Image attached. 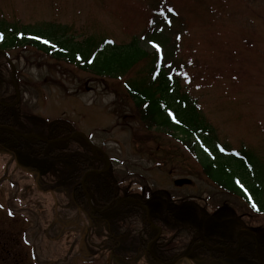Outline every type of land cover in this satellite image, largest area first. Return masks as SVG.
<instances>
[{
  "label": "rangeland",
  "instance_id": "374dc122",
  "mask_svg": "<svg viewBox=\"0 0 264 264\" xmlns=\"http://www.w3.org/2000/svg\"><path fill=\"white\" fill-rule=\"evenodd\" d=\"M216 1L220 9L221 0ZM205 5H212V1L0 0V26L5 29H22L28 33L36 31L37 26L41 27V22L53 21L67 25L68 34H73L76 39L89 34L102 33L123 42L129 40L127 34L135 27L148 29L153 25L161 34L164 53L177 59L185 36L179 32L189 19H195L196 16L198 19L196 24H193L195 31L190 35L189 41L198 42L200 38L205 40L201 45L186 44L184 50L187 53L182 54L191 55V48L195 47L197 49L195 55L208 57L210 66L217 68L216 73L224 75L220 78L224 79H219L220 81L214 79V82H217L212 88L209 79L206 81L207 86L203 85L201 89L196 90L194 86L186 87L185 90L200 103L206 119L212 123L222 142H228L234 150L241 147L253 154H250L251 165L254 166L264 186V0H231L214 19L217 21L219 18V28L215 23H208V18L200 12L201 7ZM169 8L172 9L171 13H168ZM196 8L200 11L192 16L191 12ZM165 19L170 20V23L166 24ZM224 23L229 24L230 27L222 28ZM176 29H179L178 33L171 36V31L174 33ZM206 33L212 36L217 33V48L218 40L221 38V42H225L226 48L236 56L222 52L219 48L215 50L216 44L206 40ZM157 39L160 40L158 35ZM139 44L152 50V47L150 48L145 42V37ZM21 53L29 58V61L24 57L19 58ZM21 53H17L20 59V62L17 59V63L19 62L20 75L24 80L25 98H29L31 103L34 102L35 107L32 110L34 115L27 116L25 125L18 127L20 131L46 133L48 127L39 117L45 119L49 116L50 121L55 116L72 119L76 121L78 130L91 139H93L92 134L88 131L94 132L93 140L96 144H101V141L106 143L105 146L109 148L117 162L116 168L122 169V166L125 167L126 164L129 166L132 162L141 169L142 178L147 185H153L155 182L157 188L162 186L166 188V192L177 194V204L180 203L179 200L188 198L197 200L200 203L197 206L202 210L205 208L200 196L206 193L208 195L212 190L211 185L203 180L200 164H197L196 159H193L194 157L180 143L176 135L171 136L153 129L143 130L139 125L133 133L128 128L129 125H134L133 121L129 120L128 123L122 124V113L129 109L120 104L122 99L119 100L120 103L114 104L115 94L107 90L102 82L92 83L94 84L92 87L89 83L84 84V79L88 75L78 71L66 61H56L41 56L43 61L33 62L35 56L30 57L23 50ZM12 57L15 58V54ZM230 60L234 64H228ZM1 62L0 67L4 66ZM230 69L234 72L239 71L235 78L229 77ZM46 76H49L50 80H45L41 86L27 83L38 79L43 81ZM115 81L111 79V83ZM81 85L87 90H82ZM181 85L185 87L184 84ZM136 136L143 139L150 137L147 145L153 143L156 149L140 151V146L137 148L133 141ZM194 139L198 138L189 140ZM195 151L202 155L198 149ZM27 154L18 149L0 152V177L5 174L9 176L7 180L9 188L3 187V191L0 190V198H3L5 206L20 209L16 216L29 223L21 234H14L10 226L2 232L4 235L0 238V244H5L6 249H9L10 264L22 260L26 262L24 264H141V261H135L138 259L136 256L131 261L123 262L112 256L110 252L112 247L117 254L133 256V247L136 244L134 235L141 236L140 233L121 235L119 240L122 244L119 247L108 239L101 221L95 220L92 223L84 222L83 226L67 227L68 223L62 221L74 219L73 216L76 214L77 217L79 212L73 207H65L67 197L59 187L61 181L65 182L66 175H70L72 165L62 161L34 158ZM15 157L21 164L33 166L32 174L17 168L11 160ZM37 163L44 164L38 166ZM49 163L53 167L48 166ZM154 163H161V166H154ZM125 171H120V175L125 177L121 178L119 175V180L126 178L125 185L131 187L133 183L134 186H138V180ZM249 171L248 175H250ZM35 175L39 177L36 179ZM115 175L117 176V173ZM182 177L190 178L191 183L180 186L173 183V180ZM240 187L250 198H253L252 203L256 198L261 202L258 208L251 207L250 212L258 214L264 209V193L261 188L255 189L250 181L243 186L240 184ZM2 200L0 199V206ZM187 203L184 202L183 207L186 209L185 213H190L188 219L183 218L180 213L175 215L176 207L172 210L166 208L170 216L165 210L154 211L151 216L164 224L165 228L172 227L170 230L180 225L189 228L196 224L187 221H191L190 218L194 219L195 216L197 218L198 208ZM244 205L246 204L239 198L228 199L226 203L228 207L241 206L244 210L249 209ZM162 208H165L164 204ZM57 217L61 220L56 219ZM252 219L253 225L259 223L257 218L252 217ZM6 222H11L7 215ZM0 228L2 229L1 223ZM258 250L259 253H263L264 245ZM253 260L245 257L240 264H254L251 262Z\"/></svg>",
  "mask_w": 264,
  "mask_h": 264
},
{
  "label": "trees",
  "instance_id": "16d2710c",
  "mask_svg": "<svg viewBox=\"0 0 264 264\" xmlns=\"http://www.w3.org/2000/svg\"><path fill=\"white\" fill-rule=\"evenodd\" d=\"M212 1V5H205L201 7V11L198 10V8L194 9V11H200L201 13L203 12L204 16H210L218 7L217 1ZM222 1L224 0H221V2ZM41 23L42 26H37L36 31H32V35L27 36V38L15 34L11 36L12 33L8 34V36L10 35L9 39L0 35V39L8 42L4 43L1 48L11 46L13 49H21L27 52L30 57H36L34 58L35 60H32L33 62L43 61V59L40 58L41 56L46 59L68 62L71 66L77 68L78 71L88 75L87 78L84 79V84L89 83V85L94 87L92 83L102 82L107 90L115 94L114 104L120 103L119 100L122 99L120 104L129 109L122 113V124L128 123L129 120L133 121L134 125L128 126L133 133L136 126L139 125L143 130L153 129L154 131H161L169 135H184L185 137L183 139L181 137L179 140H181L191 152H195L196 143L189 140L191 139V134L188 128L195 131H204L206 129V121L204 119V114L198 110L196 102L185 91L181 90L180 81L184 80L190 82V85L196 83L198 86H207L206 81L209 80V78L214 79L215 72L218 70L210 66V60L205 56L199 57L195 55L197 52L195 47L191 48V55L189 54V56H186L178 62L175 69L169 67L167 69L166 63L162 61V53L155 50L148 51L143 48L139 45V40L136 36L131 37V43L121 44L113 42L107 36L100 34H90L83 38L75 39L73 35L68 34V28L65 25L53 22ZM2 31L3 28H0V34ZM45 41H47V43ZM189 45H193V43ZM23 57L26 61H29V58H26L24 55ZM2 59L3 55L0 53V60ZM14 59H18L19 61L17 55ZM165 59H167L166 56ZM11 71V67L7 63L0 67V124L21 127L25 125L24 116L27 113L32 114V109H34L35 106L33 105L34 103H31L29 98L23 101V94L25 93L23 88L24 80L20 77V68L17 63L15 65V77L22 97L18 104L8 105V103H11L15 99V89L10 81ZM111 79L116 81L111 83ZM45 80L49 81V76H46L43 81L38 79L35 82L28 81L27 83L41 86L45 83ZM82 80L83 79H81V81ZM80 88L82 90H87L82 85ZM27 116L28 115H26V117ZM52 121L53 123H50L51 126L49 127L51 131L49 132L50 139L68 135L72 131L78 129L77 124L68 118H57ZM116 124L118 125V123ZM88 132L94 135V132ZM12 137L18 141L30 144L32 147L34 146L35 153L38 156L56 162L61 160L62 162L72 165L73 175L71 178L73 181L71 183L75 184L71 187V196L74 205L87 211L92 219L103 222L108 230V239L110 241L112 238L111 234L114 233L115 235H119L128 231H137V229L141 227L146 231H150V226L145 219L146 212L144 208L134 201L127 200L121 202L117 206H110L108 210L100 214L89 212L86 192L79 186L78 180L86 170L101 168L103 162L92 154L89 146L84 140L74 138L67 141L46 144L36 139L25 140L5 128L0 129L1 143H3V141H5V143L11 142ZM149 138L143 139L136 136L133 141L137 148L140 146V151L156 149V145L153 143L150 146L147 145V140ZM210 138H213V136H206L207 141L205 143L208 145L212 144ZM101 143H103V141H101ZM194 144L195 146L193 147ZM21 145V148H25L24 144ZM103 148L112 156L107 146ZM250 154L252 153L247 150L244 151L243 149H241L238 154V156L241 155V157H245L250 169V177L247 174L248 170L244 166V163L240 160L234 161L232 158H228L227 160L222 158V155H218V159H216L218 162L213 160L210 162L205 154L200 156L195 153V156L198 157L199 162L201 160L202 164H204V170L209 174L212 180L219 182L226 188L228 187L239 192V185L237 183L239 180L234 177L236 175L241 177L240 181L252 182L255 189L261 187L259 176L254 166L251 165ZM112 157L114 158V156ZM232 161L236 162V166L232 164ZM224 164H226V167L232 164L233 170L230 172L228 170L223 171L221 168L219 171H217L218 169H213ZM129 167L138 171L140 174L142 173L141 169L136 167L134 163H131ZM66 180L69 182L68 178H66ZM86 182L88 192L92 195L93 202L97 207L113 205L117 197L129 196L141 201L147 200L146 205L153 209L155 205L161 204L163 201L162 197L164 198L157 187L152 189L147 188L144 191L124 188L117 180L113 165L103 174H90ZM167 215L170 216L169 214ZM153 220L161 224L158 219L153 218ZM174 230L176 236L173 238V241L178 245L180 243L187 244V246L180 245L179 249L184 247L188 248L191 240L193 241L195 239V237H192L195 235L193 233L195 230L194 227L187 228L180 225L176 226ZM146 231L140 233L141 237L150 238L151 233L147 234ZM247 237H249V239L245 255L255 259L253 239L249 235ZM148 240L149 239L143 240L140 246L144 248ZM112 251L114 252L113 249ZM162 253L166 252L162 251ZM5 256L6 252L1 250V264H4ZM24 263L23 260L16 262V264Z\"/></svg>",
  "mask_w": 264,
  "mask_h": 264
},
{
  "label": "flooded vegetation",
  "instance_id": "af4514ba",
  "mask_svg": "<svg viewBox=\"0 0 264 264\" xmlns=\"http://www.w3.org/2000/svg\"><path fill=\"white\" fill-rule=\"evenodd\" d=\"M73 174L71 173L70 178ZM73 179H70V182H72ZM75 183H69L68 185V191L69 194L71 196V187L74 186ZM72 198V196H71ZM243 224V229H246L245 226L248 225V222L242 221L241 222ZM225 230H221L224 229ZM248 229V228H247ZM256 229H258L260 231V239H259V245L257 246V248L262 247L264 245V225H259L256 226ZM200 230H197V235H196V240L193 242V248L191 247L189 250L186 251V248H182V249H175L172 251L171 254H165L162 253V251H166L167 250L165 248H163L161 245L158 247V251L160 253V255H157L155 253H144L143 252V256L145 257L146 261L148 262L149 260L152 259V257H157L159 259H165V260H169V259H180V257L183 255H189L192 253L193 249L194 251H196L197 253H199V255L201 256L203 254V252L212 254L213 256L215 255H219V260L220 261H224L227 259H229L228 257H231L233 254H236V252L238 251V247L240 244V249L245 247V243L243 242H239L238 240H236L235 242L233 237H231L232 233H233V223L226 220V222H218L216 223V227L214 230V236L210 237V236H202L200 235ZM245 233V232H244ZM248 234V233H245ZM206 235V234H204ZM250 235V234H249ZM251 236V235H250ZM244 237L241 238V240L243 241ZM247 245V244H246ZM236 248V252H233L232 247ZM226 250V252H225ZM208 251H212V252H208ZM243 258V257H242Z\"/></svg>",
  "mask_w": 264,
  "mask_h": 264
},
{
  "label": "snow or ice",
  "instance_id": "6c2138e0",
  "mask_svg": "<svg viewBox=\"0 0 264 264\" xmlns=\"http://www.w3.org/2000/svg\"><path fill=\"white\" fill-rule=\"evenodd\" d=\"M47 43V41H45Z\"/></svg>",
  "mask_w": 264,
  "mask_h": 264
}]
</instances>
